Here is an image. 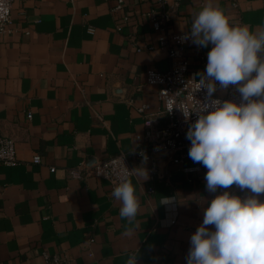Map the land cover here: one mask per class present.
<instances>
[{
	"label": "crops",
	"instance_id": "crops-1",
	"mask_svg": "<svg viewBox=\"0 0 264 264\" xmlns=\"http://www.w3.org/2000/svg\"><path fill=\"white\" fill-rule=\"evenodd\" d=\"M206 4L234 26L264 31V0H124L118 12L117 0H15L0 43V138L15 140L19 163L0 162V264H47L45 253L67 264H126L133 253L138 264H187L190 237L220 195L200 175L163 163L154 179H129L140 205L129 224L110 182L70 170L130 153L150 120L165 125L147 74L167 72L170 61L143 13H166L186 34ZM211 48L187 46L192 72H204L200 54Z\"/></svg>",
	"mask_w": 264,
	"mask_h": 264
},
{
	"label": "clouds",
	"instance_id": "clouds-1",
	"mask_svg": "<svg viewBox=\"0 0 264 264\" xmlns=\"http://www.w3.org/2000/svg\"><path fill=\"white\" fill-rule=\"evenodd\" d=\"M182 39L200 48L212 45L198 74L206 102L186 133L188 156L207 169L209 193L233 185L251 193L242 198L225 191L209 202L190 237L187 264H264V31L234 26L221 9L206 4ZM217 85L235 86L240 102L213 99ZM182 112L185 120L193 113ZM111 195L121 203L120 217L132 224L140 207L134 185L121 180ZM126 264H138L137 255Z\"/></svg>",
	"mask_w": 264,
	"mask_h": 264
},
{
	"label": "built area",
	"instance_id": "built-area-1",
	"mask_svg": "<svg viewBox=\"0 0 264 264\" xmlns=\"http://www.w3.org/2000/svg\"><path fill=\"white\" fill-rule=\"evenodd\" d=\"M157 1L160 6L166 4V0ZM14 3L15 0H0V43L12 33L10 25ZM123 4L124 0H117L114 11H121ZM143 16L159 33V46L166 51L170 61V69L167 72L149 71L147 74V84L160 87L159 96L164 106L165 125L157 127L150 120L144 136L137 138V144L130 153H121L107 160H99L93 165L83 163L71 169L70 174L76 179H105L110 182L112 190H114L121 180H129L143 171L147 173V178L154 179L162 171L163 163H172L185 166L184 172L187 175H200L202 180L207 183L204 179L207 169L202 164L193 163L189 158L191 142L186 139L190 124L198 119V113L194 111L199 107L200 102H206V89H200L201 76L191 71L189 60L185 54L191 40H183L182 37L185 34L172 30L166 13L161 14L151 10L143 13ZM207 54H200V60L204 67L208 62ZM213 99L240 102L241 97L235 86L221 89L217 85ZM185 108L193 111L189 120H185L183 115L182 110ZM28 117L32 118L30 112ZM189 161L193 164L186 166ZM0 162L6 166H15L19 163L14 139L0 138ZM34 163L41 164V156H36ZM54 170L52 168V171ZM225 191L231 192V189H219L217 192L222 194ZM149 193H154V190L150 189ZM240 197L244 198L245 196ZM259 198L264 201V194H260ZM43 258L47 264L68 263L58 255L45 253Z\"/></svg>",
	"mask_w": 264,
	"mask_h": 264
}]
</instances>
